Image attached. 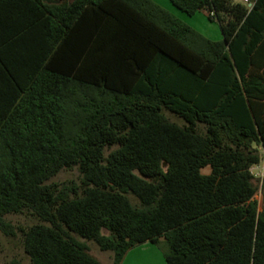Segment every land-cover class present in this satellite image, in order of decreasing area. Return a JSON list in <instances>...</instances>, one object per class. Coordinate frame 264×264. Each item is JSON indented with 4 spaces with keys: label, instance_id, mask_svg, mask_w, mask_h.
<instances>
[{
    "label": "trees",
    "instance_id": "obj_1",
    "mask_svg": "<svg viewBox=\"0 0 264 264\" xmlns=\"http://www.w3.org/2000/svg\"><path fill=\"white\" fill-rule=\"evenodd\" d=\"M245 1L171 0L211 41L152 0H0V230L40 221L28 264H102L78 238L113 264L163 239L166 264H264V0Z\"/></svg>",
    "mask_w": 264,
    "mask_h": 264
},
{
    "label": "rangeland",
    "instance_id": "obj_2",
    "mask_svg": "<svg viewBox=\"0 0 264 264\" xmlns=\"http://www.w3.org/2000/svg\"><path fill=\"white\" fill-rule=\"evenodd\" d=\"M234 2H242V0H233ZM176 18L186 23L197 32L211 41L222 40V30L217 21H210L208 13H197L194 17H188L179 11H176ZM165 115L172 121L181 126L185 122L168 111ZM211 168L207 167L202 170V174H210ZM255 175V185L258 189L254 200L258 204L259 212L264 210V159L262 162L252 169ZM82 175L77 168L63 170L54 177L49 184H55L58 187L63 186H79L81 184ZM133 202L136 199L131 196ZM7 221L13 226V234L5 233L0 230V264H11L17 260L28 264L29 257L24 248V232L32 226L40 223V221L29 213L15 214L7 216ZM108 235L107 231L103 232ZM78 238V237H77ZM81 242H85L93 257L99 260L102 264H113L114 253L112 251H102L99 246L93 241H86L78 238ZM168 252V246L165 240H161L158 244L145 243L133 248L128 252L122 264H166L165 255Z\"/></svg>",
    "mask_w": 264,
    "mask_h": 264
},
{
    "label": "crops",
    "instance_id": "obj_3",
    "mask_svg": "<svg viewBox=\"0 0 264 264\" xmlns=\"http://www.w3.org/2000/svg\"><path fill=\"white\" fill-rule=\"evenodd\" d=\"M154 3H156L157 5L161 6L162 8H164L165 10L169 11L171 14H175L177 15V12L176 11H179L180 13L186 15L185 13L181 12L180 10H178L171 2V0H152ZM206 13L207 14V11H201L199 13ZM188 16V15H186ZM188 17H191V16H188ZM194 17V16H193ZM209 19V18H208ZM223 35V34H222ZM222 39H223V36H222Z\"/></svg>",
    "mask_w": 264,
    "mask_h": 264
},
{
    "label": "built area",
    "instance_id": "obj_4",
    "mask_svg": "<svg viewBox=\"0 0 264 264\" xmlns=\"http://www.w3.org/2000/svg\"><path fill=\"white\" fill-rule=\"evenodd\" d=\"M245 2L248 3L247 0H246ZM250 6H251V4H250ZM212 15H213V14H212Z\"/></svg>",
    "mask_w": 264,
    "mask_h": 264
}]
</instances>
